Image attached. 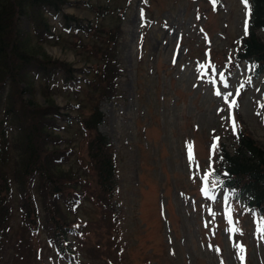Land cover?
<instances>
[{"label": "rangeland", "instance_id": "rangeland-1", "mask_svg": "<svg viewBox=\"0 0 264 264\" xmlns=\"http://www.w3.org/2000/svg\"><path fill=\"white\" fill-rule=\"evenodd\" d=\"M63 12L89 26L88 33L119 29L115 94L100 100L104 120L98 127L109 138L116 185L112 194L99 190L80 125L94 101L88 79L102 64L100 52L88 50L98 44L88 45L94 34L71 35L49 16L54 36L39 43L32 23L20 18L37 59L68 64L75 79L67 76L51 92L66 114L50 130L57 148L52 161L60 171L57 194L35 175L23 177L24 135L5 114L12 104L20 116L22 104L14 84L0 83V120L9 133L0 141V158L10 156L4 165L10 215L0 230V264H264L257 211L234 200L231 189H212L215 200L202 191L205 171L216 164L217 148L215 154L210 148L215 138L230 153L239 134L264 146V71L236 55L246 36L248 1L66 0ZM29 74L33 87L21 100L47 109L41 78ZM226 93L232 94L227 102ZM52 217L68 223L64 243L52 239Z\"/></svg>", "mask_w": 264, "mask_h": 264}, {"label": "trees", "instance_id": "trees-1", "mask_svg": "<svg viewBox=\"0 0 264 264\" xmlns=\"http://www.w3.org/2000/svg\"><path fill=\"white\" fill-rule=\"evenodd\" d=\"M247 1L249 13L247 34L240 40L236 55L241 60H252L256 72H263L264 0ZM65 3L66 0H0V83L8 79L11 84H14V91L22 104L20 116L17 115V110L12 104L6 106L5 114L11 116L12 122L15 121L17 125H20V131L24 135L19 144L23 177L35 175L42 181L41 187L50 188L57 194L56 179L60 175V171L52 161L57 153L55 150L57 148L53 142L56 137L50 130L55 128L54 122L63 114L59 112L60 108L54 104L52 94L57 87L68 82L65 79L67 76L72 79L75 77H72L73 70L68 64L50 60L46 56L37 59L39 51L27 44V33L20 28V18L25 17L32 23L31 30L37 38L35 42L39 43L54 36L49 24V16L63 24L64 30L71 35L78 34V31H83L88 35L94 34L88 45L96 42L98 44L96 47L95 45L89 46L88 50L93 56H96V51H99L100 53L97 54L100 56L102 64L97 65L96 71L93 70L94 74L91 72L92 76L88 79L89 87H93L92 99L94 101L90 104L88 115L82 114L80 125L87 136V153L94 170L96 185L104 194H112L116 185V167L110 151L109 138L98 129L104 120V115L99 109V102L102 99L111 98L115 94L113 80L119 69L116 65L118 61L116 41L119 29L117 27L116 31L110 28L105 32L100 31V33L98 31L101 29H92L91 33H88L89 26L88 28L82 27L76 18L63 12ZM71 29L73 31H70ZM259 31L263 36L259 35ZM55 69L62 72L59 80ZM29 73L41 78V92L46 97L47 109L33 108V101L21 100V95L30 93L29 91L33 87ZM80 106L79 112L82 111V104ZM46 116H49V119ZM63 116L66 117V114ZM23 118L25 123L21 124ZM1 122L0 120V124ZM0 127V141H3L9 133L4 121ZM1 148H5V146L3 145ZM221 156L223 159L220 158ZM9 159V155L0 158V194H2L0 196V230L6 227L10 215L6 203L10 193L9 176L4 171V165L8 163ZM213 170L212 183L217 180V187L231 189L233 199L241 200L248 208L256 210L264 223V146L258 145L250 136L239 134L237 147L232 153L226 150L223 145L217 146L216 164ZM223 173H228V175L225 176ZM20 174H15L14 178ZM25 216L29 218L28 214ZM52 223L55 228L52 239L64 243L67 236L66 231L69 229L68 223L58 222L55 217H52ZM54 240L53 242H55Z\"/></svg>", "mask_w": 264, "mask_h": 264}, {"label": "snow or ice", "instance_id": "snow-or-ice-1", "mask_svg": "<svg viewBox=\"0 0 264 264\" xmlns=\"http://www.w3.org/2000/svg\"><path fill=\"white\" fill-rule=\"evenodd\" d=\"M243 2L246 4L247 0H243ZM247 24H248V21L246 20L245 21V34H247ZM213 70H215V69H213ZM220 75L223 76V73L221 72ZM225 87H227L226 84H225ZM216 94L220 95L221 93L218 91ZM231 95H232L231 93H226L224 95L225 102L228 101V97L231 96ZM233 106H236L235 101L232 102V104L230 105V108L233 107ZM226 119H230V123H231V126H232V131H233L234 134H236L237 133V123H236V120H235V118H234V116L232 115L231 112H229V117H227ZM218 140H219V138H215L214 142L210 146L213 154H215V150L217 148ZM220 158L223 159L222 156ZM188 159H189V161H191L193 159V155H192L191 150H189ZM209 168L211 169V164L209 165ZM213 171L214 170L205 171V173H204V175L202 177V180L204 182V187L202 189L203 194L206 197H208L210 200H215L216 199V196L213 194L212 189H215L218 186L217 180L213 181L211 188H209V186H208L209 177L213 175ZM197 172H199V166H197ZM223 175L227 176L228 173H223ZM225 203H227V198H225ZM231 212H232V209H231V206H229V209H228L229 217L231 216ZM260 231L262 233H264V223L261 224Z\"/></svg>", "mask_w": 264, "mask_h": 264}]
</instances>
